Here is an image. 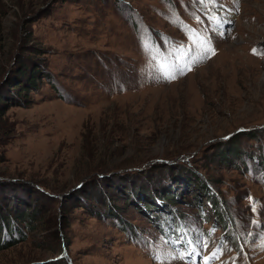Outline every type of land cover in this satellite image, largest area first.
Returning <instances> with one entry per match:
<instances>
[{"label":"rangeland","instance_id":"374dc122","mask_svg":"<svg viewBox=\"0 0 264 264\" xmlns=\"http://www.w3.org/2000/svg\"><path fill=\"white\" fill-rule=\"evenodd\" d=\"M197 34L215 54L163 78L157 61ZM22 55L47 77L0 118V225L22 232L0 264H203L217 248L212 264H264V0H0V73ZM189 164L208 192L152 169ZM149 169L135 184L169 214L105 182ZM94 179L116 215L87 197ZM188 240L207 244L188 256Z\"/></svg>","mask_w":264,"mask_h":264},{"label":"trees","instance_id":"16d2710c","mask_svg":"<svg viewBox=\"0 0 264 264\" xmlns=\"http://www.w3.org/2000/svg\"><path fill=\"white\" fill-rule=\"evenodd\" d=\"M28 20H30V18H28ZM28 22H30V21H28ZM37 55H40V53H37ZM18 62H19L18 70L13 75V77H10V76L4 77L2 72L0 73V118H2V116L6 113V111L8 110L7 108H10L12 106H16V105H14L16 103H14L13 101L20 103L21 105H23V107H27L29 104V101L27 98L28 92L30 90H36L37 89L36 82H40L41 79L47 77V74L42 73L41 69L39 68L38 64L36 63V62H38L37 60L32 61L31 58H29L28 56L25 57L22 55L21 57H19ZM8 77H10V78L8 79ZM11 79H12V82H14V84H12V85H11L12 82L10 81ZM2 85H5L7 87H12L13 89L17 90V93L15 94V97L13 98V100L8 99L6 94L2 93V89H3ZM155 168H162L161 171L163 173L169 172L170 177L173 178L174 182L176 181V183L177 182L178 183L184 182L187 184V181H188L189 186L190 185L193 186L194 192L196 191V192H200V194H202L204 190H206L208 192L209 189L212 188V184H213L212 179H210L208 176L206 177L201 170L191 168L190 164H189V166H186V167H183L181 165L180 166H177V165H160V166L152 167V169H155ZM149 172H150V169L148 171L143 170V171H138V172H131V170H127L126 172H123V173L121 172L119 174H114V175L109 176L108 181L105 180V182L116 181V183H118V185L121 186L120 189H118L117 193L120 190H122L124 192V194H126L125 191L127 192V188L129 187V185H131V187L133 189L130 190L131 193L129 192V194L127 192V195H128V197H129V195L132 197V198H129L130 200H132V203H134V201H135V198L133 195L134 192L140 193L141 197H143V199H144V196L146 198H148L149 199V205L146 204L147 202L145 203L144 200L143 201L142 200L137 201L138 205L142 206V211H144V208L148 207L149 209H152V210L154 209L156 211L161 212L162 214H164V213L169 214V212H170L169 209L173 208L172 206H174L173 205L174 203L172 201L173 198H169L165 195L162 197V199H159L158 195H157L159 191H155L156 193L154 192V194L150 195V191L147 187H143L142 184H135V181H136L135 176L136 175H139V174L148 175ZM185 173L190 175L189 179H188L187 175H185ZM102 179H98V181H100V182H96L97 179H94L92 181V185H94V187L97 186L98 188L95 189V191L91 188V190L89 191V194H87V197L90 198V200H92V201L102 202V203L107 204V206H108L107 212L110 211V212H113L114 215H116L114 213V212H116L115 208H113V211H112L111 206H110V203L113 200V198H111V201H110V198H107V200H104V199H106V196L111 197L107 193H106L107 195L105 196V198L104 199L102 198L101 200H99V197L97 196V193L99 191V187L103 185ZM150 182L151 181L149 180L148 185H151ZM1 183L4 184V182H1ZM7 183L8 184H15V183H17V181L12 180L11 182L9 181ZM7 183H5V184H7ZM17 185H21V184H17ZM83 186L79 187V189H81ZM150 187H152V186H150ZM213 193H214V195H216L215 192H213ZM170 194H173V193H170ZM204 196L208 200H211L213 202V205L211 206V208H213L216 211V208H218V201H217L218 199L215 198V196L210 199L209 197H207L206 194H204ZM152 198L154 200L153 205L151 204V201H150ZM85 202L87 203L89 201H85ZM112 205H113V203H112ZM139 209H140V207H139ZM98 212H99V214H101V217H103L102 213L100 211H98ZM141 213L144 214L145 216H148L147 218L150 219L149 214H151V212H144V213L141 212ZM10 216H13V215L7 216V220L3 221L2 224L0 225V233H1L0 249L1 248L2 249L7 248L6 246L9 247V243H13V242L18 241L22 236L21 229L17 224V217H15V216L10 217ZM9 217H10V219H9ZM2 218H4L3 215L0 217V220ZM152 221L156 223V220L152 219ZM160 224H163V223L159 222L158 225H160ZM166 226L168 227L169 225H166ZM7 232L14 233L15 238H11V239H14V241H11L10 236ZM4 236L9 237L10 240H8V242H5V239H3Z\"/></svg>","mask_w":264,"mask_h":264},{"label":"snow or ice","instance_id":"6c2138e0","mask_svg":"<svg viewBox=\"0 0 264 264\" xmlns=\"http://www.w3.org/2000/svg\"><path fill=\"white\" fill-rule=\"evenodd\" d=\"M201 3H204L205 0H200ZM211 3H215V0H210ZM192 47H185L181 45L177 51L180 52L175 59L169 63L167 59L163 61H157V71L163 76V78L168 80L176 79L178 75L186 74V71H191V68L194 64L202 62L204 59L209 58L211 55L215 54V49L211 46V41L207 37L196 35L195 38H190ZM183 49V51H180ZM253 53L256 54V50H253ZM153 60H156V57H152ZM255 211V207H253ZM187 244L192 246L191 250H185L188 256L193 255L196 252L195 245L199 244L202 247H206V241H192L188 240ZM217 252H221L220 248H217L216 252H213L210 257H206L203 260V264H212V261L218 259ZM184 259V255H178L177 257Z\"/></svg>","mask_w":264,"mask_h":264}]
</instances>
